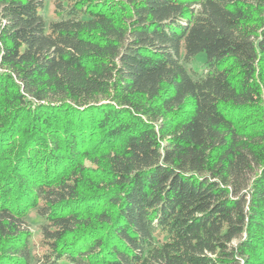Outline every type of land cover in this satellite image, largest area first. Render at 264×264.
I'll list each match as a JSON object with an SVG mask.
<instances>
[{"label":"trees","instance_id":"obj_1","mask_svg":"<svg viewBox=\"0 0 264 264\" xmlns=\"http://www.w3.org/2000/svg\"><path fill=\"white\" fill-rule=\"evenodd\" d=\"M44 7L0 0V264H264V0Z\"/></svg>","mask_w":264,"mask_h":264},{"label":"rangeland","instance_id":"obj_2","mask_svg":"<svg viewBox=\"0 0 264 264\" xmlns=\"http://www.w3.org/2000/svg\"><path fill=\"white\" fill-rule=\"evenodd\" d=\"M45 7L43 9L42 15L46 22L50 21L53 18V0H44ZM184 66L189 70L190 73L196 72L201 73L204 70L205 65V55L198 54L190 63H183ZM41 220L36 217L33 213L29 218V228L33 235V242L38 239V225L40 224Z\"/></svg>","mask_w":264,"mask_h":264}]
</instances>
